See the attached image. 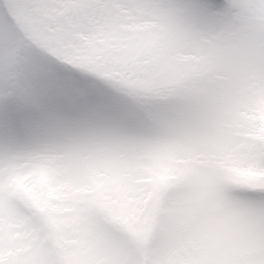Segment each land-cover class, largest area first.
Here are the masks:
<instances>
[{"label": "snow or ice", "instance_id": "1", "mask_svg": "<svg viewBox=\"0 0 264 264\" xmlns=\"http://www.w3.org/2000/svg\"><path fill=\"white\" fill-rule=\"evenodd\" d=\"M0 264H264V0H0Z\"/></svg>", "mask_w": 264, "mask_h": 264}]
</instances>
